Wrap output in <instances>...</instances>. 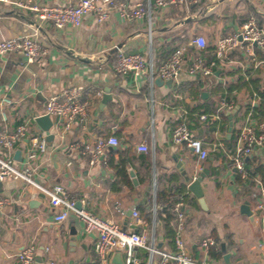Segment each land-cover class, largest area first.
I'll return each mask as SVG.
<instances>
[{"label":"crops","instance_id":"1","mask_svg":"<svg viewBox=\"0 0 264 264\" xmlns=\"http://www.w3.org/2000/svg\"><path fill=\"white\" fill-rule=\"evenodd\" d=\"M78 1L34 0L61 6ZM117 1L130 8L143 3L151 14L131 19L116 8L104 23L89 14L80 27L58 29L51 24L38 26L33 11L0 4V39L33 34L49 48L48 56L33 62L20 51L0 52V97L8 94L15 101L8 108L7 128L12 132L27 122L31 132L40 128L47 134V148L33 164L35 178L45 188L61 184L83 200L82 207L129 231L139 229L132 224L130 213L139 209L155 230L160 249L173 250L174 242L165 223L154 220L156 206L157 214L163 206L157 201L158 191L166 189L176 198L175 188L183 185L188 192L185 239L194 258L202 257L201 240L212 235L232 253L231 264H264V173L242 178L229 165L245 119L264 117L260 113L264 112L263 99L250 88L239 87L240 76L252 69L245 47L220 60L212 76H193L184 69L171 86L157 84L156 73L152 80L149 72L120 74L115 69L118 48L123 53L145 55L148 65L152 63L157 70L173 49L198 34L207 39L204 55L214 59L218 37L234 33L248 17L254 15L264 27V0H199L190 7L182 2L159 6L156 0ZM255 53L264 59V51L256 47ZM255 75L264 90V69ZM70 86H82V97L89 102L88 118L64 130L53 117L51 128L43 129L36 116L46 100ZM107 88L111 97L104 100ZM225 96L236 103L232 111H223L217 120L200 118L203 113L217 112ZM185 116L193 134L209 150L204 160L172 139L174 126ZM111 135L120 144L106 148L95 162L90 156L69 151L72 141ZM140 144H147L149 151L139 150ZM30 148L31 140L25 138L15 145L13 157L17 149L24 155ZM176 159L192 178L204 171L201 185L206 206L189 190ZM245 162L252 170L258 164L264 166V145L257 146ZM0 195L11 199L0 208V264H18V253L30 243L37 247L35 264H94L96 235L85 232L75 213L56 220L60 208H53L43 191L23 179L2 181ZM246 201L252 215L242 211ZM147 214L152 220L148 221ZM74 230L75 245L71 244ZM118 252L123 263L114 261ZM134 256L140 264H149L145 248L136 247ZM209 259L213 264H225L223 250L220 259ZM110 262L127 264L125 251L113 252Z\"/></svg>","mask_w":264,"mask_h":264},{"label":"built area","instance_id":"2","mask_svg":"<svg viewBox=\"0 0 264 264\" xmlns=\"http://www.w3.org/2000/svg\"><path fill=\"white\" fill-rule=\"evenodd\" d=\"M156 2L159 6L182 2L190 7L197 5L199 0H156ZM0 4L33 11L38 26L51 24L58 29L68 26L80 27L84 18L89 14L93 15L97 22L104 23L110 17L112 10L116 8L121 11L122 15L131 19H140L147 13L151 14V11L143 3L130 8L117 0H79L78 3L68 6L37 4L34 0H0ZM206 46L207 39L202 35L191 37L187 42L179 44L157 70L152 63L148 65V58L145 55L123 53L118 48L119 54L116 58L115 69L120 74L132 72L134 75H141L149 72L152 80H154L155 73L165 80H177L184 69L190 75L208 77L213 75L214 68L220 60L228 58V55L239 47H245L250 55L252 74L258 69H264V59H259L255 53L256 47L264 51V27L254 15L248 17L234 33L218 37L215 43L214 59L208 60L204 55L203 50ZM14 51L24 53L28 61L31 62L49 55L48 46L40 42L33 34L0 39L1 53ZM186 58L189 63H186ZM246 77L248 78V75ZM82 96V86L67 87L61 92L49 96L42 113L36 117L45 115L51 118L56 117L58 125H61L64 130H69L78 121L89 116V102ZM14 104V99L8 94H3L0 97V118L3 123V128L0 130V181L23 179L34 188L43 191L48 196L51 206L60 208V211L55 215V219L58 221L64 220L70 213H75L82 221L85 232L96 235L94 264H111L110 259L115 251H125L127 264L132 262L140 264L134 256L136 247L147 250L149 264H213L209 259L210 252L218 250L220 243L212 235L205 236L200 243L202 257L194 258L188 241L185 239L186 212L182 200L176 201L170 206L175 214L172 222L174 248L164 251L158 247L155 230L146 224L139 209H134L132 212V224L139 226V229L129 231L113 219L103 218L82 206L81 208L77 207V203L83 200L77 194H71L61 184H55L51 190L45 188L35 178L36 172L33 164L40 152H44L47 148V134L40 128L31 132L27 122L18 125L14 131H9L6 123L9 119L8 108ZM235 106V101L225 96L222 98L217 112L203 113L200 118L217 120L223 111H232ZM25 138L31 140V148L24 153L23 160L19 161L13 157L12 150L18 142H23ZM172 139L178 145L186 144L193 149L200 161L209 155V150L204 147L202 140L193 134L186 116L174 126ZM119 144L120 140L116 135L90 141L75 140L70 143L69 151H75L82 156H90L91 161L95 162L105 155L106 148ZM260 145H264V117L255 121L247 117L240 127L236 149L229 156V165L236 169L242 178L249 176L246 158L252 155L256 147ZM138 149L144 152L149 151L147 144H140ZM10 202L9 197L0 195V208ZM157 209L158 205L154 211V220ZM36 250L37 247L33 243L26 245L17 255L18 264H35ZM80 264L87 263L81 262Z\"/></svg>","mask_w":264,"mask_h":264},{"label":"trees","instance_id":"3","mask_svg":"<svg viewBox=\"0 0 264 264\" xmlns=\"http://www.w3.org/2000/svg\"><path fill=\"white\" fill-rule=\"evenodd\" d=\"M175 50V49H173ZM172 50V51H173ZM171 51V52H172ZM171 52L169 53V55L171 54ZM257 71V70H256ZM255 71V72H256ZM250 72H247L246 74L248 75V79L247 77H243L240 76L239 78V87H246V88H250L251 92H257L258 95L263 99L264 101V90H262L260 88L261 82H260V78H258L256 75ZM256 109H258L256 107ZM260 111V110H259ZM260 113H264L263 110H261ZM260 115V114H259ZM259 166L256 167L255 170L249 169L248 166V173L249 176L255 175L258 172L260 173H264V166L261 164H258ZM175 195L177 196L176 198H174V195L172 196L171 194H169L168 190H159L158 194H157V201H159L161 203L162 208L161 211L158 212V214L156 215V221H158L159 219L165 223V229L167 231V234L173 239V235H174V227H173V221L175 218V214L173 213V211L171 210L170 206L176 202V201H180L182 200L183 203L185 204L187 198H188V192L185 186L183 185H179V187L175 188L174 190ZM164 214H166V216H164ZM148 215V214H147ZM148 221L152 220V218L150 217V215H148ZM173 241V240H172ZM222 247L220 246V248L218 250H212L210 252V256L212 259H220L222 257Z\"/></svg>","mask_w":264,"mask_h":264},{"label":"water","instance_id":"4","mask_svg":"<svg viewBox=\"0 0 264 264\" xmlns=\"http://www.w3.org/2000/svg\"><path fill=\"white\" fill-rule=\"evenodd\" d=\"M156 83L157 84H162V83H166L168 85H172L173 84V80L169 79V80H165L163 78H161L160 76L156 78ZM109 89H106V94L104 95L105 98L104 100H106L107 98H110L111 96H109ZM38 123L41 125V127L45 130H49L51 128V126L53 125V121L52 118L50 116H40L37 118ZM15 159H18L20 161L23 160V151L22 149H17L16 153H15ZM177 160V168L180 169L182 176L184 177L185 182L187 183V186L189 188V190H191L194 195L199 198V202L200 204H202V206H206L205 204V199H204V188L202 184V181L205 177L204 171L200 172V174L198 176H196L195 178H192V176L189 174V172L186 170V167L184 166V164L182 162H179L178 159ZM132 175H134V172H131ZM2 183V181H0V184ZM77 207L81 208V202L77 203ZM133 209L130 210V213H132ZM242 211L248 215H252V209H251V205L248 201H246L243 205H242ZM72 233L74 234L71 239L72 242L71 244L75 245L76 243V232L75 230L72 231ZM223 258L225 259V264H231V252L226 251V248L223 247ZM116 259V260H115ZM115 259L114 261L119 262V263H123V261L121 260V253L118 252L115 255ZM70 264H75L73 261L70 262Z\"/></svg>","mask_w":264,"mask_h":264}]
</instances>
